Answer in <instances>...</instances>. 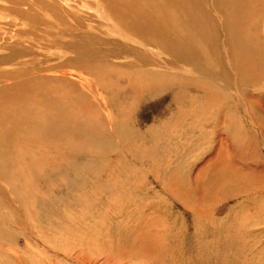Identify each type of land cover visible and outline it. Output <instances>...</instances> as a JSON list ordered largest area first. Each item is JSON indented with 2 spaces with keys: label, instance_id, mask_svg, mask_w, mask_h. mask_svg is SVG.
Listing matches in <instances>:
<instances>
[{
  "label": "rangeland",
  "instance_id": "374dc122",
  "mask_svg": "<svg viewBox=\"0 0 264 264\" xmlns=\"http://www.w3.org/2000/svg\"><path fill=\"white\" fill-rule=\"evenodd\" d=\"M218 1L217 7L214 0H78L87 19L61 15L63 36L57 38L58 23L49 26L50 36L39 25L40 33L36 29L16 47V57L0 56V65L26 61L21 69L0 68V129L9 132L0 139L5 140V164L11 167L9 174L0 170V231L6 235L1 237L0 264H264V80L244 89L238 83L236 89L244 90L249 116L229 98L225 102L230 120L227 114L211 113L213 121H228V128H237L233 135L239 131L240 136L233 137L222 128L210 145H196L198 148L189 144L187 150H179L176 144L159 138L174 128L158 132V111L166 100L159 104L156 98H138L133 91L123 94L127 83L122 82L107 98L114 118H126L125 125L132 131L122 137L123 142L109 133L90 137L73 129L68 134L67 130L47 135L38 132L47 113L61 111L53 105L59 99L73 101L63 107L72 114L71 124L77 116L83 120L99 112L96 93L100 85L92 81L98 71L103 74L117 68L128 75L137 71L114 63L118 56L119 60L139 59L115 50L111 37H87V28H97L90 21L97 13L112 21L116 33L136 36L145 49L176 44H168L166 33L182 40L177 45L183 53L196 57L188 62L193 78L214 86L215 100L220 103L224 97L218 95L224 87L232 88L233 79L241 76V58L232 54L229 64L230 56L216 46L214 6L225 16L228 5L227 0ZM244 12L264 20L261 13ZM230 39L235 52L236 42ZM36 40L49 45L57 42L49 54L79 44L84 45L79 50L84 53L79 52L76 60H58L45 51L37 53ZM169 64L165 68L171 70ZM71 68L73 72L68 71ZM77 73H81L79 78ZM82 78L92 79L93 98L87 96L88 84ZM52 94L54 99L49 102ZM80 102H86L87 108ZM247 117L262 132V143L252 136ZM185 137L180 145L187 143ZM224 144L230 154L224 151ZM11 172L12 177H19L18 183H2Z\"/></svg>",
  "mask_w": 264,
  "mask_h": 264
},
{
  "label": "bare ground",
  "instance_id": "6f19581e",
  "mask_svg": "<svg viewBox=\"0 0 264 264\" xmlns=\"http://www.w3.org/2000/svg\"><path fill=\"white\" fill-rule=\"evenodd\" d=\"M227 1H228V5L226 7L227 13L225 14V16H221L220 11H218L219 9L214 6V14H215V20H216V26H217V29L215 32V42H216V46L219 49L220 53L230 56L229 64L232 62L231 60L233 56L232 54H236L241 58L239 67H238V70L241 72V76L238 79L236 78L238 82L236 81L235 78L233 79L234 81L232 83V88L224 87V90L221 91V93L218 95L219 97L220 96L224 97L220 103H218L217 99L215 100L216 88L214 86H211L207 83L198 81L195 78H193L192 69L190 68L191 65L188 64V62H190V59L192 60L196 57H193L191 55L189 57L183 53L184 50L180 46L177 45L182 40H176V39L170 38L168 34L165 32L168 38V44L171 42L175 43V41H177V43L169 44L166 47L160 45L158 48L145 49L142 43L137 39L136 36H134L131 33H126L124 35H120L116 33V31L113 29L114 25L112 21L110 19L108 20L106 15L97 13L94 15L92 19L90 18V21H92V23L97 28H90V29L87 28L86 31H84L85 33H89L87 37L91 36V34L95 35L97 38L100 37L101 39H103V37L105 36L111 37L113 39V44H115V50L119 51L122 55H126V57H135L137 60L138 59L144 60L146 62H141L139 60L138 62L134 60H119L120 56H118L119 58L114 63L122 67L121 69H124L126 67H131V68L137 69V71L132 75L121 74L119 70H117V68H113L110 70L113 72L105 71L103 72V74H100V72L102 71H98L99 73L97 74L95 72L94 74H96V77L93 80L92 79L91 80L95 82L94 84H96V86H98V84L100 85L96 93L98 101L101 102V103L99 102L97 110L98 108L100 110L99 112L96 113V115L90 114L89 117L83 120H80L79 118H77L78 117L77 116L76 121L73 122V124H71L69 121L71 120L72 114L66 113V110L63 109L65 105H71L73 101L70 102L71 100H65L66 98L59 99L57 97L59 95L55 96L60 101L58 100L59 101L58 103L53 102V105L59 107L61 111L51 110L53 111L52 113H49V114L47 113V115H45L44 121L39 125L38 132L40 134L47 135L48 133H55V132L61 133L62 131L67 130L68 132L67 131L65 132H67L68 134L69 130L73 129L74 131L82 134L83 136H90V137L95 136V135L106 136L109 133V135L111 134V136H113L118 142H123L122 137L129 135L132 131L129 127L125 125L126 120H127L126 118H124L123 120H117L114 118L111 110L109 109L110 103L107 98L108 92H110L111 89L116 88L117 83L119 84V82H122V83H127V87H125V91L123 94H127L128 92L133 91L134 93L139 94L138 98H142V97H145L148 99L156 98L159 101L158 102L159 104H162V102L166 100V102L162 105V107L158 111V115H161L160 116L161 119L158 118L160 123L157 122L158 126H161L158 132L165 131L172 126H174V128L172 131L170 132L168 131L169 133L166 135L161 136L162 135L161 134L159 138L167 139L168 143H170L171 145L172 143L176 144L177 147L176 146L175 147L179 150H187V148L189 147V144L193 146H196V145L203 146L204 144L210 145L208 143L211 142V139L213 137L215 138L214 135L218 131H220L222 128H224V130H226L227 133L231 134L233 137L240 136L239 131L237 134L233 135L234 134L233 132H237V128L231 127V126H229L228 128V125H227L228 121L224 120L225 122L224 121L222 122L223 125L221 123L213 121L211 117V113L216 111V114H219V116L226 115L228 113V105H226L225 99L229 98V99L235 100V102L237 103L236 105L241 106V109L243 110V112L247 111L245 112V115L249 116V111L244 102L245 99L242 96V93L244 90H242V92L240 93L237 91V89H238V83H239L240 88L241 87L243 88V87H246L250 83H253L256 86H259L262 84L264 80V20L248 17L244 11L247 10L249 12L258 13V14L261 13L264 15V0H227ZM218 3H219L218 0H214V5H216L217 7H218ZM61 15H64V18L65 16H69V18H72V19L73 18H76V19L78 18L79 20L87 19L85 12L83 11V9L78 3V0H0V56L9 57V58L10 56H12L11 57L12 59L16 57L17 56L15 55L16 50H17L16 47L20 45L23 40L25 41L26 39H29L30 36H32L30 34L31 33L34 34V31L36 29H38L36 32L40 33L39 25L45 26L42 28L46 30L44 33H47V31L49 32L51 30L49 26L52 27L53 24L56 25L58 23L57 25L59 27V31L57 33L58 34L57 38L60 37V35L64 33V31H62L63 24L61 23H65V22L60 21V18L62 19ZM70 22L71 20L69 21V23ZM59 25H62V26H59ZM43 31L41 33H43ZM82 32L83 31H81L80 33L82 34ZM50 34H53V33L51 32ZM47 36H50V35L47 33ZM65 37H63L62 39L64 40ZM259 37H263V39L257 40V38ZM51 38H54V36L53 37L51 36ZM93 38H91V41ZM230 38L234 40V43L236 42L235 44H233L235 45V52H234V47H232V40ZM31 41H34V40H31ZM37 41L38 40H36V42ZM91 41H90V44H91ZM40 43L41 42L37 44L38 48L35 50L37 53L45 54L46 52V54L52 55L56 57L55 59H58V60L63 59V58H68V57H70L72 60H76V55H78L79 52L84 53V51H79V50H84L83 49L84 45L79 44L80 46H77L74 48L68 47V46L66 48L64 46L65 47L64 50L63 48L59 47L57 49L61 51L60 53L55 52V53L49 54L48 52L52 49V46L55 43L57 44V42H55L53 45H49L46 43L40 44ZM58 43H61V42L59 41ZM39 44L40 45L46 44V45L40 46ZM27 46L31 47V49L33 48L31 43ZM24 59H25V56H24ZM24 62L26 64L25 60H18L10 64L0 65V68L2 69H6V68L7 69H21L25 66ZM27 62H30V61H27ZM167 62L170 63L168 66H170L171 70H168L167 68H165L166 67L165 64ZM114 63L112 62L111 65L109 64L110 67H113L112 65H114ZM73 64L74 62L72 61V66ZM125 64L128 66L124 67L123 65ZM68 65L69 67L67 66L66 67L70 68L71 63ZM72 68L68 71H71ZM84 68H86V66L83 67V69ZM100 68L101 67H99L98 70H100ZM95 69H97V67ZM58 70L65 71V69H58ZM168 71H170L171 74L172 73H175V74L170 75L168 74L169 73ZM91 72L93 74L92 70ZM165 72H168V73H165ZM7 73H9V71ZM80 74L77 73L78 78L80 77ZM71 75L72 76L70 78L73 77V74ZM91 80L86 81L84 79V82L88 84V86L86 85L87 90H88V93H86L87 96L90 95V97L93 98L91 91L96 88L94 84L92 85ZM81 84L82 82L79 85ZM73 88L74 87H72V89ZM79 89L80 88H78V90ZM78 90H75V92ZM67 91H69V88H67ZM67 91L65 90V92ZM70 92L71 90L67 93L70 94ZM80 92L82 93V91ZM57 93H59V91ZM54 95L55 94H52L48 97V101L50 100L49 102L53 101L54 98L52 99L51 97ZM80 95L81 94H79V96ZM164 95H167L168 99H166V96L164 97ZM72 97H73V94H72ZM83 101H87V100H83ZM94 101L96 104L98 103L96 101V97L94 98ZM85 103L86 102L83 103L84 104L83 107L87 106V103L86 104ZM83 104L81 103V105ZM76 105H79V101ZM186 106H188L187 109L185 108ZM93 109L95 110V108ZM94 110H92V112H96V110L95 111ZM38 114L40 113H36V115ZM93 115H95L94 118H92ZM242 115H244V113ZM36 119L38 118L36 117ZM163 119H166V120L163 121ZM227 119L229 120L231 119L230 114H227ZM182 120H186L187 123L183 124ZM249 122L251 123V120ZM219 124L222 125V126L220 125L221 126L220 128L218 127ZM52 125L55 128L49 129L50 127H52ZM226 126L228 129H230L231 131L230 133H229V130H227ZM118 127H120L121 131L117 130ZM151 127H149L148 129L150 130ZM181 129H182V132H181ZM250 129H251L252 136L256 139V142L259 141L260 143H262L263 137H262V132L259 130V127L255 125V123L253 122V124L251 123ZM0 132H3L1 133L0 138L2 137L3 134L4 136L6 134H9V132L2 131L1 129H0ZM182 133L187 135L189 138H186L184 136L185 141L187 143L186 144L183 143L182 145H180V143L183 142V138H184L182 136ZM159 138H157L156 141L159 142L158 140ZM1 139H0V170H2V172L7 171V173L9 174L11 167L6 166L5 161H4V153L6 152L4 151V146H6L5 140L3 139L2 141ZM195 139L198 141L194 142ZM226 146H227L226 144L222 145V147L224 148V151L230 154L229 147H226ZM5 148L7 149V147ZM196 148H198V146H196ZM163 152L166 153L167 151L165 152L164 150ZM17 169H20V166H18ZM13 170H16V169L14 168ZM175 174H178V173H175ZM11 175H12V172L9 175L10 177H7L8 175L7 176L5 175L9 179L7 180V182H2V183H18L19 177L17 176L12 177ZM225 183H227V181ZM217 185L218 184H216V186ZM2 188L7 189L5 186H3ZM176 200H179V199L176 198ZM3 233L4 231H0V247L2 245V239H5L6 237L5 233L4 234ZM135 254L136 253L132 255H135Z\"/></svg>",
  "mask_w": 264,
  "mask_h": 264
}]
</instances>
